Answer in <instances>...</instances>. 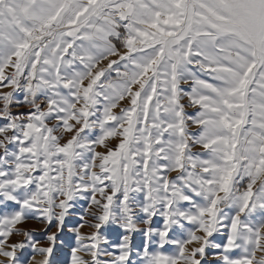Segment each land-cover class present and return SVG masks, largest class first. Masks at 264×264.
Returning a JSON list of instances; mask_svg holds the SVG:
<instances>
[{
    "label": "snow or ice",
    "instance_id": "6c2138e0",
    "mask_svg": "<svg viewBox=\"0 0 264 264\" xmlns=\"http://www.w3.org/2000/svg\"><path fill=\"white\" fill-rule=\"evenodd\" d=\"M0 264H264V0H0Z\"/></svg>",
    "mask_w": 264,
    "mask_h": 264
},
{
    "label": "rangeland",
    "instance_id": "374dc122",
    "mask_svg": "<svg viewBox=\"0 0 264 264\" xmlns=\"http://www.w3.org/2000/svg\"><path fill=\"white\" fill-rule=\"evenodd\" d=\"M37 229H38V235L42 238L43 236V232H42V229H43V225H36ZM67 249H64L62 252L60 253H57L55 258L57 261H62L64 259V254L66 253Z\"/></svg>",
    "mask_w": 264,
    "mask_h": 264
}]
</instances>
